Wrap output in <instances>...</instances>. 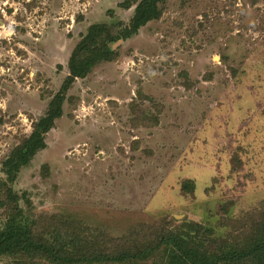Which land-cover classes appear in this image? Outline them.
<instances>
[{
	"label": "rangeland",
	"instance_id": "obj_1",
	"mask_svg": "<svg viewBox=\"0 0 264 264\" xmlns=\"http://www.w3.org/2000/svg\"><path fill=\"white\" fill-rule=\"evenodd\" d=\"M140 1L0 0V177L89 28L122 29ZM114 49L73 80L46 148L18 174L25 223L53 216L65 233L71 216L135 255L184 222L231 243L263 236L264 0H165Z\"/></svg>",
	"mask_w": 264,
	"mask_h": 264
},
{
	"label": "trees",
	"instance_id": "obj_2",
	"mask_svg": "<svg viewBox=\"0 0 264 264\" xmlns=\"http://www.w3.org/2000/svg\"><path fill=\"white\" fill-rule=\"evenodd\" d=\"M163 1L141 0L130 23L116 32L106 24L92 25L72 51L70 74L63 88L51 101L46 115L35 123L31 135L3 162L6 177H0V210L5 218L0 227V256L11 258L14 264H264V235L254 237L249 233L231 243L212 228L184 222L177 230L156 232L151 247L135 255L126 253L121 246L117 248L123 252L106 248L103 236L87 235V229H82L79 223L75 225L71 216L58 220L66 234L57 233L53 216L44 227L24 221L22 197L13 184L21 170L46 148V135L63 114L67 89L73 80L85 76L95 62L108 55L114 58L115 45L130 39L156 19ZM259 227L264 234V223ZM73 228L80 234L70 232Z\"/></svg>",
	"mask_w": 264,
	"mask_h": 264
}]
</instances>
